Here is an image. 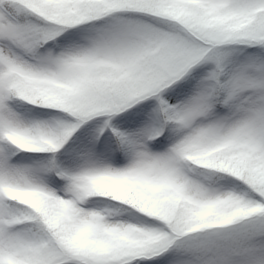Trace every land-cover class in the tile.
Listing matches in <instances>:
<instances>
[{"label": "snow or ice", "instance_id": "snow-or-ice-1", "mask_svg": "<svg viewBox=\"0 0 264 264\" xmlns=\"http://www.w3.org/2000/svg\"><path fill=\"white\" fill-rule=\"evenodd\" d=\"M0 264H264V0H0Z\"/></svg>", "mask_w": 264, "mask_h": 264}]
</instances>
